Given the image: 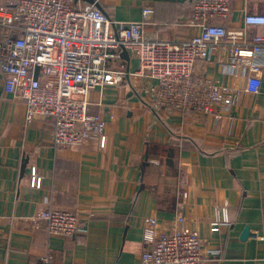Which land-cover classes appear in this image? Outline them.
Instances as JSON below:
<instances>
[{
    "label": "crops",
    "instance_id": "crops-1",
    "mask_svg": "<svg viewBox=\"0 0 264 264\" xmlns=\"http://www.w3.org/2000/svg\"><path fill=\"white\" fill-rule=\"evenodd\" d=\"M98 2L124 21L141 20L144 6H152L146 32L164 40L198 32L190 25L196 0ZM231 6L229 28H243L246 13H264V0ZM248 32L264 33V26ZM4 33L0 26V38ZM128 56L117 60L132 72L126 80L90 97V111L106 120L104 148L98 137L54 145V120L28 123L25 102L5 91L0 73V264H141L144 218L170 227L180 188L188 192L193 228L206 248L220 250L205 264H264V66L259 92H242L228 114L215 118L155 106L150 86L156 81L133 74L138 61ZM222 60L228 55L214 53L197 63L195 74L243 88L246 76L222 74ZM33 166L40 187L31 185ZM48 205L79 212L87 233L50 235L39 217ZM215 220L218 230H212ZM246 227L251 234L243 237Z\"/></svg>",
    "mask_w": 264,
    "mask_h": 264
},
{
    "label": "built area",
    "instance_id": "built-area-1",
    "mask_svg": "<svg viewBox=\"0 0 264 264\" xmlns=\"http://www.w3.org/2000/svg\"><path fill=\"white\" fill-rule=\"evenodd\" d=\"M231 4L196 0L190 25L198 32L169 41L146 32L152 6H144L141 20L124 21L79 0L0 2V26L6 30L0 38L5 91L25 102L28 123L39 116L54 120V145L73 147L98 137L104 148L106 120L90 111V97L98 88L123 83L132 73L118 65L126 49L138 61L133 74L156 81L150 86L155 106L221 118L242 92H259L264 66V33L248 32L264 26V13H246L243 28H229L225 21ZM214 53L228 55V61H221L222 74L246 76L243 88L195 74L197 63L211 60ZM31 180L32 186H41L36 166ZM179 196L170 227L160 228L156 217L144 218L143 245L136 254L141 264H205L220 252L206 248V240L193 228L185 211L188 192L180 188ZM39 217L50 235L71 238L87 233L77 211L48 205ZM220 223L213 221L212 230Z\"/></svg>",
    "mask_w": 264,
    "mask_h": 264
},
{
    "label": "water",
    "instance_id": "water-1",
    "mask_svg": "<svg viewBox=\"0 0 264 264\" xmlns=\"http://www.w3.org/2000/svg\"><path fill=\"white\" fill-rule=\"evenodd\" d=\"M84 1H86V2H88V3H95L98 7H100L98 0H84ZM122 55H123L124 57H126V58H129V56H128V51H127L126 49L122 52ZM250 234H251V232H250V230H249V227H246V229H245L244 232H243V237H247V236H249Z\"/></svg>",
    "mask_w": 264,
    "mask_h": 264
}]
</instances>
